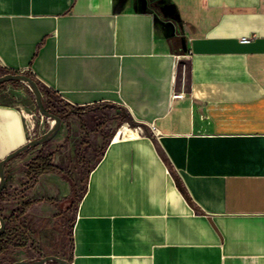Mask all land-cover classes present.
<instances>
[{"label": "crops", "instance_id": "1", "mask_svg": "<svg viewBox=\"0 0 264 264\" xmlns=\"http://www.w3.org/2000/svg\"><path fill=\"white\" fill-rule=\"evenodd\" d=\"M6 71L85 108L43 147L63 170L88 107L127 117L97 139L71 264H264V0H0ZM27 90L0 85V160L29 140ZM74 184L43 173L32 198Z\"/></svg>", "mask_w": 264, "mask_h": 264}, {"label": "rangeland", "instance_id": "2", "mask_svg": "<svg viewBox=\"0 0 264 264\" xmlns=\"http://www.w3.org/2000/svg\"><path fill=\"white\" fill-rule=\"evenodd\" d=\"M186 69L187 66L185 67V72ZM2 74L4 73L0 75ZM17 86H23L25 89H28L27 91H29L32 97V108L35 112L33 119L37 131H47L51 126V119L41 117L34 100V95L25 83L19 82ZM88 108V112L82 115L78 122L82 126L83 138H85L82 143V145L86 144L84 146L86 147L84 148V155L88 157L89 162L83 165L78 158L69 169L64 170L66 177L68 176L75 183L72 194H67L63 198V200H73L70 206L64 209L61 207V204L41 201L34 207L27 209L24 214H19L23 203L33 199L32 192L36 184L29 186V183L26 182V161L30 155V151H26L19 157L11 160L13 164L8 167L6 184L0 197V213L6 219L4 241L11 247L10 253L12 257L24 256V258H33L46 255L47 252H52L69 260L71 252V224L75 202L82 193L83 183L89 169L98 160L103 150V142H97V139L98 137H102L103 133L106 137L112 136L113 129L111 125L114 120L118 118L122 121L127 118L123 115V111L119 112L110 105ZM69 120L68 116L66 121L68 122ZM89 144L92 147L88 150ZM82 145L79 146V151ZM21 159L22 161H20ZM51 177L53 178H50L48 182L55 185L56 182L53 179H59V176L53 175ZM39 197L43 199L49 198L44 193L39 194Z\"/></svg>", "mask_w": 264, "mask_h": 264}, {"label": "water", "instance_id": "3", "mask_svg": "<svg viewBox=\"0 0 264 264\" xmlns=\"http://www.w3.org/2000/svg\"><path fill=\"white\" fill-rule=\"evenodd\" d=\"M10 81H20L28 86V88L34 95V100L39 113L43 117L51 119V126L47 131L43 132L37 137L28 140L27 143H25L15 151L9 153L5 158L0 160V194L2 193L6 184L7 170L10 161L14 158L19 157L26 151L28 152L35 148L41 147L44 143L50 141L56 135L62 123L61 116L54 113L46 106L45 98L37 79L30 77L24 72H6L0 75V84ZM72 202V199H64L61 202V207L65 209L67 208V206H70ZM5 226V218L0 213V235L5 231ZM49 261H55L58 264H71L69 260L56 254H46L41 257L16 259L9 264H47Z\"/></svg>", "mask_w": 264, "mask_h": 264}, {"label": "trees", "instance_id": "4", "mask_svg": "<svg viewBox=\"0 0 264 264\" xmlns=\"http://www.w3.org/2000/svg\"><path fill=\"white\" fill-rule=\"evenodd\" d=\"M6 72H10V71H6ZM24 73L36 79L31 71H24ZM19 82L20 81H10L9 83L18 84ZM38 83L43 92L46 106L49 109H51L54 113L61 116L62 120L67 118L69 114L72 112L80 113L83 109H85L82 107L73 106L65 102L60 97H58L57 95L47 90L40 82ZM44 145L45 143L41 146L40 150L35 154V156L26 165V169H27L26 170V176H27L26 182L29 183V186H34L37 183L39 176L43 173L53 172L60 176H66L65 171L52 162V153L45 151L43 148ZM104 147L105 145H103V149ZM84 153H85V149L82 147L79 151L78 158L81 164L86 165L87 159ZM101 155L102 153L100 154V156ZM1 196H2V193L0 194V197ZM43 200H46L51 203H56L59 205L61 204L63 199L56 200L53 198H47V199L37 198L33 200H27L23 203L22 209L19 212V214H24L26 210L29 209L33 204L39 203ZM4 237H5L4 233L0 235V264H9L13 261V258L10 253L11 247L8 245V243L4 241ZM38 257H41V256H38ZM69 261L71 262L70 258H69ZM47 264H58V263H56L55 261H49Z\"/></svg>", "mask_w": 264, "mask_h": 264}, {"label": "built area", "instance_id": "5", "mask_svg": "<svg viewBox=\"0 0 264 264\" xmlns=\"http://www.w3.org/2000/svg\"><path fill=\"white\" fill-rule=\"evenodd\" d=\"M252 39L251 36H243L241 37V40L243 42H248ZM35 115V112L33 110L31 111H28L25 113V119H26V122H27V129H28V132H29V140L34 138V137H37L39 136L40 134H42L43 132L42 131H37V128L35 126V122H34V119H33V116ZM42 118H44L42 115H41ZM158 134V132H156Z\"/></svg>", "mask_w": 264, "mask_h": 264}, {"label": "flooded vegetation", "instance_id": "6", "mask_svg": "<svg viewBox=\"0 0 264 264\" xmlns=\"http://www.w3.org/2000/svg\"><path fill=\"white\" fill-rule=\"evenodd\" d=\"M4 218H5V217H4ZM5 221H6V219H5ZM3 233H4V232H3ZM3 233H2V234H3ZM11 256H12V255H11Z\"/></svg>", "mask_w": 264, "mask_h": 264}]
</instances>
